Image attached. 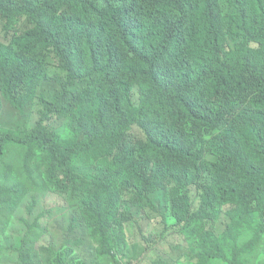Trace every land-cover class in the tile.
Segmentation results:
<instances>
[{"label":"trees","instance_id":"16d2710c","mask_svg":"<svg viewBox=\"0 0 264 264\" xmlns=\"http://www.w3.org/2000/svg\"><path fill=\"white\" fill-rule=\"evenodd\" d=\"M0 100L24 119L0 127L4 178L8 146L21 154L0 233L24 200L27 216L43 195L68 202L59 246L20 216L17 264H124L129 222L154 245L179 236L180 260L152 264L256 262L264 0H0ZM150 218L162 234L144 233Z\"/></svg>","mask_w":264,"mask_h":264},{"label":"rangeland","instance_id":"374dc122","mask_svg":"<svg viewBox=\"0 0 264 264\" xmlns=\"http://www.w3.org/2000/svg\"><path fill=\"white\" fill-rule=\"evenodd\" d=\"M51 60L54 61L52 57ZM50 74L54 75L57 72L56 66L49 68ZM51 98V96L49 95ZM3 104V106H2ZM28 110L32 113L30 118L31 126H35L39 116L36 115L35 110L30 107ZM24 125L23 117L19 118V115L16 114L12 109L7 108L6 103L0 100V127L6 129H12L14 131H19L22 129ZM6 159L3 164L8 166L11 165L12 170L14 171L13 176H10L9 179L4 178L5 172L3 166H0V184L11 185L14 183L18 176L20 177V146L16 145V147L8 146ZM40 162V158L38 159ZM37 167V164H34ZM45 166L42 167V171H45ZM36 174V173H35ZM63 197H65L63 195ZM28 200H24V205L28 206ZM22 208L16 213V216L11 221L10 228H8V234L0 233V264H17V261L13 258L9 257V254L13 256L12 252L8 250L10 249V245H14L15 248H18L21 245L22 237L20 236L23 224L20 222V216L26 213L25 207ZM65 206H68V202L63 198L57 197V195H43L39 197L38 203L32 213L31 216L23 215V217H27L31 222L38 221V228L42 231L36 232V236L38 237L37 243L38 246H42L44 243L54 241V246H59L63 243V234L61 230V226L65 223L63 218L67 214V210H65ZM126 207V206H124ZM123 207V209H125ZM51 209V210H50ZM49 210V211H48ZM159 220H154L152 218L143 220V228L144 233L158 235L164 232L165 227L157 222ZM141 227L133 226L131 222H129L123 229V234L126 239L129 240L130 249L128 251V255L123 252V257L126 262L132 260H139V264H152L154 260L157 258L171 259L174 262H178L185 252V247H177L179 244V236L176 234H171V232H167L165 235V239L161 244H159L160 240L154 236L155 239L158 240L156 245L153 242H147L143 239V233L139 230ZM45 231V234L41 233ZM133 245H132V244ZM259 255L255 259L256 262L251 261L249 264H264V238L261 242V245L258 247ZM147 252L146 256L141 259L143 253ZM121 255V254H120ZM247 258H250L248 255ZM123 260V263L126 262Z\"/></svg>","mask_w":264,"mask_h":264}]
</instances>
